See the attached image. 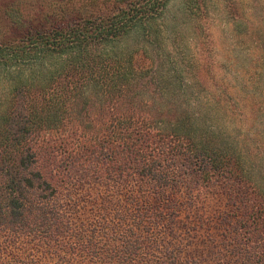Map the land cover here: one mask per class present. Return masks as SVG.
<instances>
[{
	"label": "trees",
	"instance_id": "16d2710c",
	"mask_svg": "<svg viewBox=\"0 0 264 264\" xmlns=\"http://www.w3.org/2000/svg\"><path fill=\"white\" fill-rule=\"evenodd\" d=\"M169 1L16 7L25 18L0 38V80L43 60L40 74L16 78L0 110V264H264L242 155L215 131L205 136L195 118L151 110L156 100L144 89L163 76L141 45L126 48L148 36ZM48 59L59 64L46 67ZM59 152L76 176L41 166L42 153ZM86 178L99 187L80 195ZM229 182L248 189H232V207L213 213L207 192ZM221 225L219 239L211 233Z\"/></svg>",
	"mask_w": 264,
	"mask_h": 264
},
{
	"label": "rangeland",
	"instance_id": "374dc122",
	"mask_svg": "<svg viewBox=\"0 0 264 264\" xmlns=\"http://www.w3.org/2000/svg\"><path fill=\"white\" fill-rule=\"evenodd\" d=\"M35 2L0 0V38L9 36L25 18L16 7ZM125 45L129 50H142L141 45L145 59L155 61L150 71L159 70L160 78L163 76V85L144 89L156 100L151 110H164L171 120L190 116L205 136L215 131L219 144L242 155L258 199L255 210L259 209L256 215H260L261 230L257 234L264 235V0H170L148 36L134 35ZM42 60L15 67L9 79L0 80V110L9 103L16 78L24 72L40 74ZM58 64V59H48L46 67ZM91 107L94 118H99L103 109ZM92 128L88 135H92ZM42 155L41 166L62 179L65 173H78L75 166L65 171L66 155ZM98 187L92 178H86L78 193L96 192ZM232 189L248 188L229 182L207 192L206 201L213 213L232 207L228 202ZM225 232V226H213L211 234L221 239ZM17 242L26 245L24 239Z\"/></svg>",
	"mask_w": 264,
	"mask_h": 264
}]
</instances>
